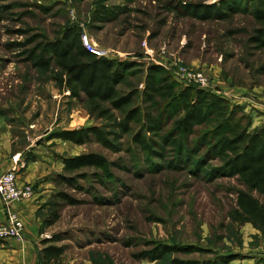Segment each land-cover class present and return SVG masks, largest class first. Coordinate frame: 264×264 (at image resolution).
Listing matches in <instances>:
<instances>
[{"label":"rangeland","instance_id":"rangeland-1","mask_svg":"<svg viewBox=\"0 0 264 264\" xmlns=\"http://www.w3.org/2000/svg\"><path fill=\"white\" fill-rule=\"evenodd\" d=\"M217 1L0 0V115L17 131L19 147L28 136L33 146L52 149L59 160L84 153L107 159L105 167L78 174H65L62 166L52 178L53 192L36 211L38 247L62 246L59 264H173L220 256H231L228 264H264V234L229 217L236 190L243 185L236 177H206L169 143L174 137L183 152L192 149L201 157L207 149L204 139L223 123L241 119L250 121L251 128L264 124V48L252 40L257 24L249 13L256 0H224L233 10L223 19L195 15L194 5ZM73 27L86 32L106 58L134 61L136 73L129 81L138 89L135 102L156 119L157 135L142 133L139 124L121 133L114 121L91 116L83 100L34 66L29 55L35 45L59 39ZM153 65L170 74L176 90L200 87L185 75L202 73L206 90L224 102L193 134L174 135V123L184 112L166 95H158L155 103L143 101L147 70ZM120 88L128 91L125 84ZM89 126L112 132L110 145L51 138ZM137 132L150 136L158 153L138 146L133 140ZM18 167L19 174L24 166ZM18 184L34 190L30 183L21 185L19 177ZM53 211L59 214L57 221H49ZM163 245L175 249L160 260L143 256Z\"/></svg>","mask_w":264,"mask_h":264},{"label":"trees","instance_id":"trees-1","mask_svg":"<svg viewBox=\"0 0 264 264\" xmlns=\"http://www.w3.org/2000/svg\"><path fill=\"white\" fill-rule=\"evenodd\" d=\"M193 8L197 17L207 19L229 17L233 10L224 0L210 5H194ZM249 13L257 24L252 40L256 47L264 48V0H256ZM29 57L35 67L51 74L59 88L83 100L91 116L114 121L121 133H130L132 125L139 124L142 133L157 135L158 122L135 102L138 89L129 81L136 73L134 61L99 57L89 52L82 43L81 31L75 27L68 28L59 39L41 40ZM123 84L128 87V91L120 88ZM175 87V82L164 68L154 65L148 68L142 91L143 101L155 103L158 95H166L175 107L184 112L174 123V135L193 134L194 127L209 119L213 110L224 102L221 97L204 88L189 85L176 90ZM142 133L134 135V142L145 151L158 153L151 137ZM110 135L113 133L98 126H89L64 130L53 134L51 138L69 140L79 145L95 139L109 146ZM169 143L177 145L179 155L206 177H236L243 188L236 190L235 206L229 211V217L240 225L250 223L264 234V124L251 128L250 121L243 122L241 119L223 123L212 130L209 138L204 139L203 146L207 149L201 157H197L192 149L186 148L183 152L181 143L174 137L169 139ZM211 161L218 162L219 166L211 164ZM106 165L107 159L102 154L84 153L64 158L63 172L78 174L86 168H103ZM62 180L69 182L72 177L62 176ZM57 195L65 196L63 192ZM52 216L49 221L59 218L56 211H53ZM48 242L50 240H44V243ZM174 249L171 245H163L144 252L143 256L160 260ZM63 253L62 246H45L40 250V263L59 264ZM230 257L190 262L174 260L173 264H228L232 261Z\"/></svg>","mask_w":264,"mask_h":264},{"label":"crops","instance_id":"crops-1","mask_svg":"<svg viewBox=\"0 0 264 264\" xmlns=\"http://www.w3.org/2000/svg\"><path fill=\"white\" fill-rule=\"evenodd\" d=\"M18 141L17 131L0 115V170L18 169L19 164H24L18 174L19 183H30L34 188L29 198L11 203L12 210L17 212L24 224V236L22 239L12 237L0 242V264H41L37 242L40 219L36 211L53 192L52 178L63 166L66 156L56 159L52 149L40 144L33 146L28 136L24 146L19 147ZM15 155L17 158L19 156V160L14 159ZM29 155L33 159H29ZM6 217V209L0 198V222L5 221Z\"/></svg>","mask_w":264,"mask_h":264},{"label":"built area","instance_id":"built-area-1","mask_svg":"<svg viewBox=\"0 0 264 264\" xmlns=\"http://www.w3.org/2000/svg\"><path fill=\"white\" fill-rule=\"evenodd\" d=\"M81 40L84 47L99 57H106L105 50L95 46L91 41V38L86 32L81 33ZM185 78L189 81H196L200 84V88H208L205 83L204 75L200 72L188 71ZM14 159L19 160V156H14ZM24 166V164H20ZM18 170L16 167L7 171L0 170V197L7 206V219L0 223V241H4L7 238L15 237L22 238L24 225L18 214L10 209L11 202L15 200H23L29 198L33 194V189L30 185L20 186L18 184Z\"/></svg>","mask_w":264,"mask_h":264}]
</instances>
